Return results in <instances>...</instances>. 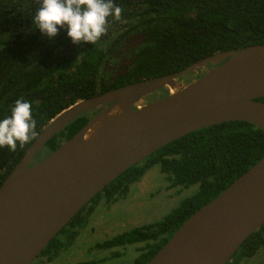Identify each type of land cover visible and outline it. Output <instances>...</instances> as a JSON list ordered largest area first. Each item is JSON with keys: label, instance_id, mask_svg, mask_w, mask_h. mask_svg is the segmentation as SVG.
Returning a JSON list of instances; mask_svg holds the SVG:
<instances>
[{"label": "trees", "instance_id": "16d2710c", "mask_svg": "<svg viewBox=\"0 0 264 264\" xmlns=\"http://www.w3.org/2000/svg\"><path fill=\"white\" fill-rule=\"evenodd\" d=\"M114 3L122 9L120 18L109 16L106 32L91 45L73 44L64 28H59L51 40L43 36L32 22L39 0H0V119L11 114L17 99L29 101L37 121L36 136L58 113L81 99L179 71L212 54L264 43V0ZM203 72L200 68L190 71L177 81L188 83ZM167 92L163 88L160 95ZM257 99L264 101V96ZM147 100L144 97L139 104ZM103 106L81 112L66 123L46 141L42 156L70 138ZM35 136L28 144H18L15 151L7 146L0 148V184ZM262 156L264 131L246 121L219 122L188 132L112 179L72 216L30 264L58 257L73 243L77 229L84 226V210L90 212L99 200L110 202L123 197L131 183L149 167L159 164L166 178L172 180L171 185L186 187L198 183L197 191L160 220L115 233L95 245L111 250L138 244L136 257L127 264H147L188 216ZM263 247L264 223L243 240L225 264L247 260ZM119 255L113 251L108 257Z\"/></svg>", "mask_w": 264, "mask_h": 264}, {"label": "water", "instance_id": "95a60500", "mask_svg": "<svg viewBox=\"0 0 264 264\" xmlns=\"http://www.w3.org/2000/svg\"><path fill=\"white\" fill-rule=\"evenodd\" d=\"M199 68L204 70L200 76L179 86L180 76ZM163 88L168 92L161 96ZM155 92L159 96L152 98ZM261 96L264 43L212 54L62 110L41 128L0 184V264H30L96 193L164 144L232 120L264 131ZM144 97L149 101L139 104ZM102 105L70 138L34 161L66 123ZM263 223L264 156L188 216L147 264H225Z\"/></svg>", "mask_w": 264, "mask_h": 264}, {"label": "rangeland", "instance_id": "374dc122", "mask_svg": "<svg viewBox=\"0 0 264 264\" xmlns=\"http://www.w3.org/2000/svg\"><path fill=\"white\" fill-rule=\"evenodd\" d=\"M203 70V69H201ZM186 84L183 79L179 80V85ZM158 93V91H156ZM153 93L152 98L158 97ZM45 153L44 148L40 149L35 158L38 160ZM167 175L161 171L159 164L149 167L143 174V178L133 185L130 196L136 197L131 203H119L100 208V214L105 213L106 219H96L94 222L95 233L92 235H80L73 240V243L66 249L61 250L58 257L53 260L40 259L39 264H74L81 261H96L94 264H127L137 255L135 247L138 245H127L113 249H100L96 247L106 238L117 232L129 230L138 225L148 224L160 220L164 215L176 208L179 203L193 195L199 184L193 183L189 186L171 185L172 180L166 178ZM85 232V231H84ZM86 233V232H85ZM262 249V248H261ZM116 251L120 255L108 257L111 252ZM244 260L247 263H257V256H262L264 264V251L259 255ZM42 261V262H41Z\"/></svg>", "mask_w": 264, "mask_h": 264}, {"label": "clouds", "instance_id": "9594fccd", "mask_svg": "<svg viewBox=\"0 0 264 264\" xmlns=\"http://www.w3.org/2000/svg\"><path fill=\"white\" fill-rule=\"evenodd\" d=\"M32 19L43 36L53 39L59 28L73 44H95L106 32L107 18L119 19L121 7L114 0H39ZM37 121L29 101L17 99L11 114L0 119V148L15 151L17 145L31 142Z\"/></svg>", "mask_w": 264, "mask_h": 264}, {"label": "flooded vegetation", "instance_id": "af4514ba", "mask_svg": "<svg viewBox=\"0 0 264 264\" xmlns=\"http://www.w3.org/2000/svg\"><path fill=\"white\" fill-rule=\"evenodd\" d=\"M179 84V83H178ZM180 86V85H179ZM46 155V154H45ZM44 155V156H45ZM44 156H42V157H44ZM41 157V158H42ZM40 159V158H39ZM33 162V161H32ZM166 175V174H165ZM143 178V175H142V177L141 178H139L137 181H135V182H133V183H131L130 184V186H129V188H128V191L125 193V195L123 196V197H120L119 199H117L116 201H110V202H106L104 199H102V200H99L96 204H95V206H93V209L90 211V212H88V211H86V210H84L83 212H82V215H83V217L85 218V223H84V226L83 227H81V228H78L77 229V233H76V235H75V237H74V239H76L79 235H80V233H84L85 235H92V234H94L95 233V225H94V222L96 221V219H101V220H104L105 221V219H106V214L105 213H103V214H100V208L101 207H103L104 208V206H109V205H111V204H114L115 202H117V201H119V200H124V202H119V203H122V204H124V203H131L133 200H135L136 199V197H134V196H130V194H131V192H132V189H133V185L134 184H137V182L139 181V180H141ZM71 228H76V227H71ZM86 233H85V232ZM118 233V232H117ZM63 235V234H62ZM62 235H60V236H62ZM64 237V236H63ZM64 240V242H66L67 241V239L66 238H64L63 239ZM69 247V246H68ZM67 247V248H68ZM101 249V248H100ZM64 250V249H63ZM102 250H104V249H102ZM262 251H264V247L262 248V249H260V252H259V255L262 253ZM264 253V252H263ZM256 255H258V254H256ZM262 259H263V257L262 256H260V258H259V256H257V263H254V262H252V263H247V262H244V260H242V261H240L238 264H260L261 262H262ZM42 262V261H41ZM119 264V263H118Z\"/></svg>", "mask_w": 264, "mask_h": 264}]
</instances>
